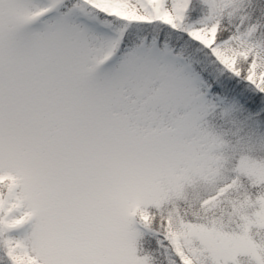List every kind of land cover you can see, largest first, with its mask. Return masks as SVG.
I'll return each mask as SVG.
<instances>
[{
	"label": "snow or ice",
	"instance_id": "obj_1",
	"mask_svg": "<svg viewBox=\"0 0 264 264\" xmlns=\"http://www.w3.org/2000/svg\"><path fill=\"white\" fill-rule=\"evenodd\" d=\"M0 264H264V0H0Z\"/></svg>",
	"mask_w": 264,
	"mask_h": 264
}]
</instances>
